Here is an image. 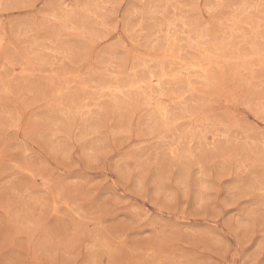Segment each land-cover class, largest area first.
<instances>
[{
	"label": "rangeland",
	"instance_id": "1",
	"mask_svg": "<svg viewBox=\"0 0 264 264\" xmlns=\"http://www.w3.org/2000/svg\"><path fill=\"white\" fill-rule=\"evenodd\" d=\"M0 264H264V0H0Z\"/></svg>",
	"mask_w": 264,
	"mask_h": 264
}]
</instances>
